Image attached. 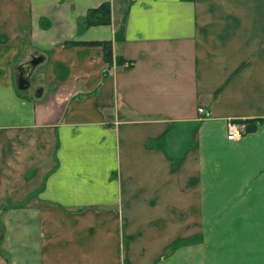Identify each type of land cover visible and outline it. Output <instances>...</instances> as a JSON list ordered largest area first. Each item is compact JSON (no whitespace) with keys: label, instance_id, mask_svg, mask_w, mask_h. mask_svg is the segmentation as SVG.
Segmentation results:
<instances>
[{"label":"crops","instance_id":"obj_1","mask_svg":"<svg viewBox=\"0 0 264 264\" xmlns=\"http://www.w3.org/2000/svg\"><path fill=\"white\" fill-rule=\"evenodd\" d=\"M0 264H264V0H0Z\"/></svg>","mask_w":264,"mask_h":264},{"label":"trees","instance_id":"obj_2","mask_svg":"<svg viewBox=\"0 0 264 264\" xmlns=\"http://www.w3.org/2000/svg\"><path fill=\"white\" fill-rule=\"evenodd\" d=\"M110 11L107 4L100 6L97 9L88 12L85 21L86 25L106 24L109 21ZM247 123V122H246ZM251 129L254 127L252 124H247Z\"/></svg>","mask_w":264,"mask_h":264},{"label":"water","instance_id":"obj_3","mask_svg":"<svg viewBox=\"0 0 264 264\" xmlns=\"http://www.w3.org/2000/svg\"><path fill=\"white\" fill-rule=\"evenodd\" d=\"M42 59L38 57H33L31 60L19 67V78L17 80L19 89H26L29 85V76L34 67L41 62ZM39 93V92H38Z\"/></svg>","mask_w":264,"mask_h":264},{"label":"built area","instance_id":"obj_4","mask_svg":"<svg viewBox=\"0 0 264 264\" xmlns=\"http://www.w3.org/2000/svg\"><path fill=\"white\" fill-rule=\"evenodd\" d=\"M199 113L202 112V109L198 110ZM246 125L243 122L236 120H229L226 123V139L229 141H234L239 139L245 134Z\"/></svg>","mask_w":264,"mask_h":264}]
</instances>
